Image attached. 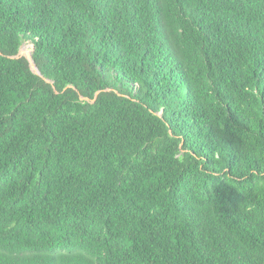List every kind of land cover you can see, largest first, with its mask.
I'll return each instance as SVG.
<instances>
[{"label":"trees","instance_id":"1","mask_svg":"<svg viewBox=\"0 0 264 264\" xmlns=\"http://www.w3.org/2000/svg\"><path fill=\"white\" fill-rule=\"evenodd\" d=\"M0 264H264V0H0Z\"/></svg>","mask_w":264,"mask_h":264},{"label":"rangeland","instance_id":"2","mask_svg":"<svg viewBox=\"0 0 264 264\" xmlns=\"http://www.w3.org/2000/svg\"><path fill=\"white\" fill-rule=\"evenodd\" d=\"M31 53H32L31 47L28 45H23V47L21 48V51H20V55L24 56V57H28V56H30Z\"/></svg>","mask_w":264,"mask_h":264},{"label":"water","instance_id":"3","mask_svg":"<svg viewBox=\"0 0 264 264\" xmlns=\"http://www.w3.org/2000/svg\"><path fill=\"white\" fill-rule=\"evenodd\" d=\"M26 58L29 60V62H30V64H31L32 71H33L35 74H37V75H41L40 72L37 70V67H36V65H35V63H34V60H33V57H32V53L30 54V56H28V57H26Z\"/></svg>","mask_w":264,"mask_h":264}]
</instances>
